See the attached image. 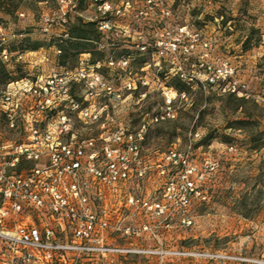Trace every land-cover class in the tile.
Here are the masks:
<instances>
[{"label":"rangeland","instance_id":"rangeland-1","mask_svg":"<svg viewBox=\"0 0 264 264\" xmlns=\"http://www.w3.org/2000/svg\"><path fill=\"white\" fill-rule=\"evenodd\" d=\"M102 1L120 9L122 16L112 18L119 26L118 36L98 29L99 0H65L71 10L67 30L95 23L87 42L90 62L130 58L136 89L125 93L117 118L129 133L146 128L140 154L142 176L133 173L113 194L105 190V198L95 202L98 214L105 213L111 224L104 232L106 244L122 251L76 256L72 264H264V0H163L171 23L200 32L210 42L212 59L233 63L238 78L248 84L249 97L244 101L179 83L169 63L137 52L133 33L143 24L134 15L144 0ZM57 9V0H0V26L7 35H16L13 44L5 47L29 52L38 46L34 54L22 51L18 61L15 56L10 64H0V86L76 66L80 56L67 58L61 66L58 44L39 33L41 14ZM162 24L149 25L155 30ZM193 65L192 58L187 70L193 71ZM99 71L118 85V69ZM140 79L147 85H140ZM73 93L79 97L82 90L75 86ZM75 131L79 139L100 135L95 126L77 124ZM169 151H188L193 168L189 176L193 192L184 211L165 194L169 184L170 194L179 195L182 182L183 168L165 159ZM210 163L216 164L211 171ZM129 198L135 204H129ZM145 203H163L166 211L153 213ZM25 215V220L18 217V223L38 227L45 221H38L32 212ZM47 223L57 238H70L66 223L60 227Z\"/></svg>","mask_w":264,"mask_h":264},{"label":"built area","instance_id":"built-area-1","mask_svg":"<svg viewBox=\"0 0 264 264\" xmlns=\"http://www.w3.org/2000/svg\"><path fill=\"white\" fill-rule=\"evenodd\" d=\"M57 3L56 12L41 14L38 30L43 36L66 39L71 10L65 0ZM99 3L98 29L111 37L118 36L119 26L112 18L122 16L120 9L106 1ZM170 17L163 0H144L134 15L143 24L133 33L137 52L169 63L174 76L188 87L248 98V84L238 78L233 63L212 59L210 42L188 25H174ZM159 21L163 24L158 29L149 25ZM15 39L16 35H7L0 26V64L24 56L5 47ZM192 58L194 70L188 71ZM129 59L120 56L94 63L89 61V54H82L72 69L0 86V264H72L76 256L88 258L122 251L106 244L104 232L111 224L105 213L98 214L95 202L105 198V190L113 194L133 173L142 176L139 166L146 128L143 125L134 134L129 133L117 118L123 110L125 93L136 89ZM103 67L120 71L117 86L99 71ZM138 81L147 85L143 79ZM75 86L82 90L79 97L73 93ZM77 124L95 126L100 135L79 139ZM165 159L183 168L179 195L170 194L169 184L165 194L184 211L193 192L188 151H169ZM25 164L30 167L23 169ZM215 165L210 163L208 170ZM127 202L133 205L136 200L129 198ZM144 205L153 213L166 211L163 203ZM27 212L45 221L38 227L18 223V217L25 220ZM47 222L58 227L66 223L70 238H57Z\"/></svg>","mask_w":264,"mask_h":264},{"label":"trees","instance_id":"trees-1","mask_svg":"<svg viewBox=\"0 0 264 264\" xmlns=\"http://www.w3.org/2000/svg\"><path fill=\"white\" fill-rule=\"evenodd\" d=\"M95 27L94 22H88L87 24L78 26L77 29L67 30V38H51L55 44H58L57 50L60 52L58 56V60L60 61L61 66H65L64 60L73 56H80L82 54H89V49L87 42L90 40V29ZM13 44V43H12ZM38 50V46L34 45L30 48L31 52H35ZM26 51L24 49L21 50ZM21 79V78H20ZM177 79V78H176ZM14 80H9L2 84L5 85L8 82H12ZM177 82L180 83L179 80ZM183 85V84H182ZM184 86V85H183ZM229 98H234L237 101H244L246 98H238L233 95H228Z\"/></svg>","mask_w":264,"mask_h":264}]
</instances>
